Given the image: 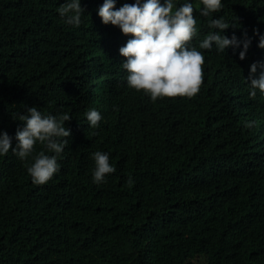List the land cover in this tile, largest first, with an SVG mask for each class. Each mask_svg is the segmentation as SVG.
<instances>
[{
    "label": "trees",
    "instance_id": "trees-1",
    "mask_svg": "<svg viewBox=\"0 0 264 264\" xmlns=\"http://www.w3.org/2000/svg\"><path fill=\"white\" fill-rule=\"evenodd\" d=\"M64 2L0 0V131L14 147L25 106L72 118L47 183H32L30 157L0 156V264H264V97L245 108L255 124L243 137L219 111L207 116L221 84H248L250 65L264 61L254 31L264 33V0H223L212 14L225 35L251 40L243 60L240 48L200 49L199 91L155 101L127 86L128 36L101 22L103 0H81L78 27L57 13ZM195 8L193 46L213 30ZM90 108L102 116L95 129L82 124ZM96 150L116 169L100 184Z\"/></svg>",
    "mask_w": 264,
    "mask_h": 264
},
{
    "label": "clouds",
    "instance_id": "clouds-1",
    "mask_svg": "<svg viewBox=\"0 0 264 264\" xmlns=\"http://www.w3.org/2000/svg\"><path fill=\"white\" fill-rule=\"evenodd\" d=\"M194 2L199 16L211 17L208 25L213 29L197 41V46L191 43L198 35ZM115 5L116 0H103L97 15L103 24L117 26L128 36L119 47L120 55L126 58L120 64L127 73V86L143 90L153 101L158 97H192L199 91L204 64V53L200 49L215 48L221 53L230 47L240 48L239 58L243 60L251 43L250 39L242 41L235 34L225 35L228 23L223 16L212 15L222 9L223 0H183L179 6L176 0H134L118 8ZM56 11L66 24L76 27L82 23L81 17L85 13L81 0H65ZM254 31L258 36V47L264 49V33ZM246 82L248 84L231 78L221 84L214 101L213 97L210 99L212 106L207 113L208 116L219 111L226 118L230 131L241 137L245 127L251 128L255 124V121H246L245 108L252 101L263 102L264 61L250 65ZM25 107L26 110L16 118L21 123L15 131L14 147L13 137L7 131H0V156L11 149L21 160L30 157L27 173L34 185H43L60 168L58 157L64 158L61 153L68 144L66 138L71 135L65 122L72 118L67 112L45 115L36 106ZM84 115L83 125L91 129L100 125L102 116L96 108L86 110ZM37 143L44 145L47 152L41 150L33 155ZM90 158L93 183L105 182L106 174L115 172L108 152L96 150L90 153Z\"/></svg>",
    "mask_w": 264,
    "mask_h": 264
},
{
    "label": "rangeland",
    "instance_id": "rangeland-1",
    "mask_svg": "<svg viewBox=\"0 0 264 264\" xmlns=\"http://www.w3.org/2000/svg\"><path fill=\"white\" fill-rule=\"evenodd\" d=\"M200 263H201V264H205V262H204V261H201Z\"/></svg>",
    "mask_w": 264,
    "mask_h": 264
}]
</instances>
